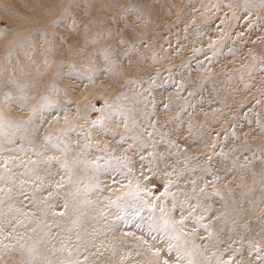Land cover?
Instances as JSON below:
<instances>
[{
    "label": "rangeland",
    "instance_id": "1",
    "mask_svg": "<svg viewBox=\"0 0 264 264\" xmlns=\"http://www.w3.org/2000/svg\"><path fill=\"white\" fill-rule=\"evenodd\" d=\"M56 1L0 0V264H264V0Z\"/></svg>",
    "mask_w": 264,
    "mask_h": 264
},
{
    "label": "bare ground",
    "instance_id": "2",
    "mask_svg": "<svg viewBox=\"0 0 264 264\" xmlns=\"http://www.w3.org/2000/svg\"><path fill=\"white\" fill-rule=\"evenodd\" d=\"M29 6L27 4L24 5L23 2H20L19 0H11L12 6H19L20 9L22 10H30L32 16L34 18H38L41 16V11L44 9V3L45 2H54V0H37L39 2V5L36 4V0H29ZM66 0H57L55 4L58 5V7H62ZM38 8L35 9V8ZM41 9V10H40ZM40 10V11H39ZM11 21H15L18 18H10ZM16 73L12 77L11 73L6 75L7 77V83L12 87L17 92H24L31 83H34L37 80V73H33L32 77L30 76H19L17 80V77L15 78ZM2 81H6L4 77L1 78ZM0 80V81H1ZM35 80V81H34ZM39 136L41 137L40 139L42 140V149L44 156L41 160V162L34 164L30 166V168L25 169L18 175H14L12 178V187H18V186H25V187H30L34 189L35 194H36V199L40 200V198H43L46 196V192L51 194L54 192L57 196L54 197V195H50L49 197H54L53 199H48L49 202L53 203L54 206L58 203L59 197H61L60 200L66 201L64 196L66 197V193L68 189V185H70L67 181V178L65 176V173H60L58 170L57 164L54 163V159L52 157L53 149L52 147L44 140L43 138V132H40ZM51 185V186H50ZM50 186V187H49ZM39 190V192H38ZM58 197V198H57ZM94 210L92 212L93 216V227L90 229V233H93V235H90V238H94L95 242L99 245L103 244L102 241H97L100 239H104V232L102 230V224L99 222V216L97 215V210L99 209H92ZM6 214L7 217H11L12 223H14L17 228H18V233L20 234L21 237H26L30 236L32 231H35L37 227L39 226L40 222H38L40 219L37 221H34L32 219V224L33 226L28 228L27 226V221L29 224V219L24 217L23 215H20V213L16 212L15 210H12L10 208H6ZM27 219V220H25ZM36 222V223H35ZM35 224V225H34ZM8 227L4 228L7 229ZM24 242V241H23ZM22 242V243H23ZM22 244L18 243L15 245L10 241V236H6L5 232L3 230H0V262L2 260L3 254L10 248L17 247V249H21Z\"/></svg>",
    "mask_w": 264,
    "mask_h": 264
},
{
    "label": "snow or ice",
    "instance_id": "3",
    "mask_svg": "<svg viewBox=\"0 0 264 264\" xmlns=\"http://www.w3.org/2000/svg\"><path fill=\"white\" fill-rule=\"evenodd\" d=\"M29 122H31V121H29ZM47 139V138H46Z\"/></svg>",
    "mask_w": 264,
    "mask_h": 264
}]
</instances>
